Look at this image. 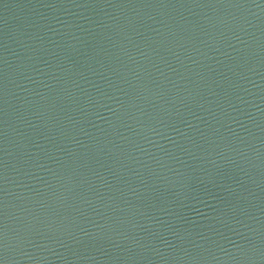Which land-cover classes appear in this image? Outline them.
<instances>
[{
	"label": "water",
	"instance_id": "obj_1",
	"mask_svg": "<svg viewBox=\"0 0 264 264\" xmlns=\"http://www.w3.org/2000/svg\"><path fill=\"white\" fill-rule=\"evenodd\" d=\"M0 264H264V0H0Z\"/></svg>",
	"mask_w": 264,
	"mask_h": 264
}]
</instances>
